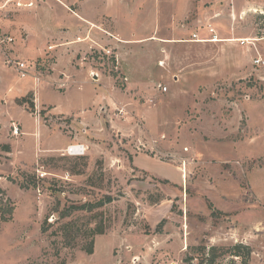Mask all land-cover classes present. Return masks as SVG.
Wrapping results in <instances>:
<instances>
[{
  "label": "rangeland",
  "instance_id": "374dc122",
  "mask_svg": "<svg viewBox=\"0 0 264 264\" xmlns=\"http://www.w3.org/2000/svg\"><path fill=\"white\" fill-rule=\"evenodd\" d=\"M30 2L19 19L45 52L25 79L65 93L66 66L98 81L66 95L42 83L39 105L103 101L81 119L16 98V81L0 91V199L16 208L0 219V264H199L203 251L211 264H264V0ZM1 74L15 75L0 57Z\"/></svg>",
  "mask_w": 264,
  "mask_h": 264
},
{
  "label": "crops",
  "instance_id": "0c3cea01",
  "mask_svg": "<svg viewBox=\"0 0 264 264\" xmlns=\"http://www.w3.org/2000/svg\"><path fill=\"white\" fill-rule=\"evenodd\" d=\"M26 1H23V0H0V27H1V29H2L3 32H5V33L11 35L12 37H15L16 38L15 44H17V39H18V36L21 33L22 25H24V28H25L24 31H26L28 33V35L30 33V35L32 37V33H31L32 31H31V29L28 28L26 22H23L25 20H22L21 21L19 19L20 18V15H21V13H20V11H21L20 9L21 8L17 7V5H16L17 3H20L22 5L21 7H24L25 8L26 5L32 4V2H30L31 0H29V1L26 0ZM4 4H6L5 7H3ZM65 7H67V6L65 5ZM44 11L47 12V7H45L43 5H40L39 6V14H42ZM72 13H73V16L74 17H76L78 20H81V22H83L84 24H87V23L93 24V22L88 21L86 18L80 17L74 11ZM6 16H8L9 18L11 16H13L14 17V20H10L8 18L6 19ZM18 20H20V23H18ZM89 24H87V25H89ZM85 34H84V36H86ZM30 35L28 36L27 39H24V40L22 39L21 40V43H20L21 44V48L17 50L18 51L17 54L19 56H17V57L15 56L16 58H18L20 60H25L26 58L24 56H28L27 55L28 54L27 52H30L29 51V48L31 47L32 44L37 45L36 51L39 52L38 53V56L35 57V58L26 59L25 61L35 60V59L41 58L42 53L45 52V51H42L44 46L43 45H38L39 41L45 38V35L42 36L40 34H37V36H36L35 39H32L30 37ZM84 36L77 35V37L75 38V40L69 41L67 43H76L77 42L76 41L77 38H82ZM216 40H217V42H222L221 40H218V39H216ZM78 43H77V45H78ZM62 44H64V43H62ZM16 48H17V45H16ZM14 50H15V48H14ZM57 67L59 68V65ZM54 69H56V68H54ZM12 72H14L15 75L12 76V78L10 80L7 79V78L6 79L3 78L4 75L1 74V76H2L3 79L0 78V91L6 90V89H10L11 88V85H13V84L15 85V84H18L19 83L18 84V89H19L20 93H18L17 96L15 95L16 98L17 97H23L27 93L32 92L33 93V96L35 98L34 101L36 102L37 107H41L39 105L40 104V100H41V97H40V88L39 87H40V84L45 83V82L48 83L49 81L48 80H45V81L43 80L42 81V79L39 81V80H34L33 78H30V79H20L18 77V74L14 70H12ZM93 73H94V71H92L90 74H86L85 72H80L76 68L74 70H69L66 66H62V75L65 78L61 79L60 81H61V83L64 86H67V87L69 86L67 88L66 92L65 93L63 92L62 93L61 91L56 90L55 88L52 87L51 82H49V85H50V88L51 89L52 88L54 89V90L52 89L53 92L56 91L57 94L58 93L59 94H62V95H66V93L67 94H70V92L73 91L74 86L78 83V81L80 79L82 81H84V82H90V81H92V80H90L91 77H92V79H93L94 82L95 81L98 82L97 79H96V76H93L92 75ZM27 80L29 82H27ZM13 81H16L18 83H13ZM2 93H5V92H0V94H2ZM83 95L84 94H81L79 96V94L77 92L75 93V96H74L75 99L72 102V108L73 109H71V111H68V112L66 111V112L58 113L57 110H56L57 109V106L55 104H53V103H43L41 108L42 109H51V112H53V113L56 112L57 115L69 116V115L77 114L78 117H80L81 119H83L84 114H85L84 110H86V109H92V108H93V110H96L97 108L100 107V105L102 104V101H103V99L101 98L100 99V102H99V104H98L97 107L96 106L95 107H83L84 105H82L81 102H80V99H83L82 98ZM69 96L70 95H68V97ZM94 97H97L95 93H94ZM34 126L35 127H34V130L32 132L36 131L37 132V135H38L39 132H40V128H43V127H41V124H35ZM37 127L39 129L38 131H37ZM28 131H30V130H28ZM29 134H31V131H30ZM70 153L71 152H68V151H62L61 153H56V154H54V153L51 152V153H49V155L52 156V157H60V156H67Z\"/></svg>",
  "mask_w": 264,
  "mask_h": 264
},
{
  "label": "built area",
  "instance_id": "2783aa9c",
  "mask_svg": "<svg viewBox=\"0 0 264 264\" xmlns=\"http://www.w3.org/2000/svg\"><path fill=\"white\" fill-rule=\"evenodd\" d=\"M6 4L3 5L5 7ZM31 5V4H30ZM20 3H17V7H21ZM8 18V16H6ZM218 39L214 36L211 39H200L196 34L193 35L192 41L194 42H201V43H215L214 40ZM14 38L9 34L3 32L0 29V57L3 60V63L8 65L12 70H14L20 79H25L30 76L32 73L36 71V65L33 62L20 60L12 56V45L14 44ZM242 43L246 41L242 40ZM261 59H256L254 61L255 64H261ZM164 92L168 91L167 87L162 89ZM15 135H19V129L16 127L14 131Z\"/></svg>",
  "mask_w": 264,
  "mask_h": 264
},
{
  "label": "trees",
  "instance_id": "16d2710c",
  "mask_svg": "<svg viewBox=\"0 0 264 264\" xmlns=\"http://www.w3.org/2000/svg\"><path fill=\"white\" fill-rule=\"evenodd\" d=\"M112 75L115 76L117 74V72L113 69L112 70ZM18 102V101H17ZM18 103H22L21 100H19ZM38 115L40 116H44L45 113L44 112H40L38 113ZM79 173V172H78ZM1 189H0V193H1ZM115 200V198H111V197H106L104 199V201L100 202V206L102 205H106V204H110ZM87 206H83L81 208H79V210H83V211H87L89 213H93V208L92 206H90L89 204H86ZM15 206L10 205L8 202L0 199V219L3 222H10L13 219V215L15 213ZM220 212H212L213 216L218 215ZM95 214V213H94ZM101 219L99 220L98 223H96L95 225L92 226V231H90L88 233V235L91 236V241L89 242V244L87 245V247L85 248L86 253L89 255H92L94 252V236L96 235H104L106 234V227L104 225L103 219L102 217L104 216L103 213L99 214ZM93 217H97L93 216ZM202 253V252H201ZM206 253L203 251V253L201 254V257L199 259V264H211L213 262H211L207 257H206Z\"/></svg>",
  "mask_w": 264,
  "mask_h": 264
},
{
  "label": "bare ground",
  "instance_id": "6f19581e",
  "mask_svg": "<svg viewBox=\"0 0 264 264\" xmlns=\"http://www.w3.org/2000/svg\"><path fill=\"white\" fill-rule=\"evenodd\" d=\"M255 12V11H254ZM235 41H237V40H227L226 42H235ZM244 41H247V40H244ZM250 41V40H249ZM249 41H247V42H249ZM214 42H217V40H214ZM223 42V41H222Z\"/></svg>",
  "mask_w": 264,
  "mask_h": 264
}]
</instances>
